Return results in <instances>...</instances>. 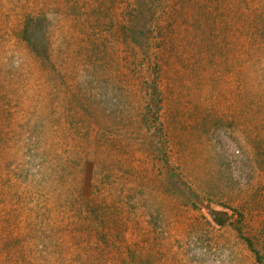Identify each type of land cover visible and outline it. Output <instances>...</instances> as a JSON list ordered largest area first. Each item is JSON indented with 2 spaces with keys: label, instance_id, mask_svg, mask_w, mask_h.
Listing matches in <instances>:
<instances>
[{
  "label": "rangeland",
  "instance_id": "rangeland-1",
  "mask_svg": "<svg viewBox=\"0 0 264 264\" xmlns=\"http://www.w3.org/2000/svg\"><path fill=\"white\" fill-rule=\"evenodd\" d=\"M0 264H264V0H0Z\"/></svg>",
  "mask_w": 264,
  "mask_h": 264
},
{
  "label": "trees",
  "instance_id": "trees-1",
  "mask_svg": "<svg viewBox=\"0 0 264 264\" xmlns=\"http://www.w3.org/2000/svg\"><path fill=\"white\" fill-rule=\"evenodd\" d=\"M41 25L33 20H29L25 23L22 30V37L24 40L32 45V47L38 52L41 53L44 41L43 31H41ZM255 252V251H254Z\"/></svg>",
  "mask_w": 264,
  "mask_h": 264
},
{
  "label": "water",
  "instance_id": "water-1",
  "mask_svg": "<svg viewBox=\"0 0 264 264\" xmlns=\"http://www.w3.org/2000/svg\"><path fill=\"white\" fill-rule=\"evenodd\" d=\"M205 210L211 220L219 226L223 225L230 216L227 211L219 210L211 206H205Z\"/></svg>",
  "mask_w": 264,
  "mask_h": 264
}]
</instances>
